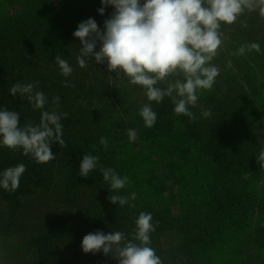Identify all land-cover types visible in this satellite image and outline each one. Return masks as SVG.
<instances>
[{
    "label": "rangeland",
    "instance_id": "1",
    "mask_svg": "<svg viewBox=\"0 0 264 264\" xmlns=\"http://www.w3.org/2000/svg\"><path fill=\"white\" fill-rule=\"evenodd\" d=\"M22 1L9 6L4 0H0V23L2 12L5 9H17ZM62 1L43 0L39 5L28 3L23 20L32 15L36 7L40 9L37 13L38 22L51 23L57 17ZM67 1L73 4L76 0ZM93 1L97 12L102 6L101 0ZM113 11L112 6H108L103 15L98 12L93 18L102 31L104 21ZM66 23L68 27L64 32L67 33H61L65 41L57 55L73 67V72L68 77L61 74L55 62L57 55L47 56L41 52L40 47L37 49V45L32 47L30 53H26L29 48L19 52L13 48L14 45H6L0 41V108L19 112L21 125L26 122L38 124L41 110H34L26 97H13L8 89L17 82L39 81L38 90L43 91L48 98L45 110H51L54 107L53 97L59 96L60 106L56 110L69 114L68 118L61 120L62 138L67 146L53 144L51 150L55 159L49 162L37 163L30 155H24L22 150L12 151L0 147L1 159L24 157L26 166L23 178L19 181L21 188L0 192V264H118L117 260L102 252L85 254L81 248L82 239L86 234L98 230L105 234L111 231L130 234L133 225L128 223L127 218L139 209L145 198L142 194H136V199L129 201L135 204L134 208L114 205L108 200L111 190L106 182L80 177L74 183L71 175L79 174L84 154L101 157L105 160L104 167L112 168L113 155L107 152L108 149L122 143L137 147L141 131H145L148 136L154 133L152 130L156 125L162 126L170 117L177 115L172 112L174 105L171 99L165 97L161 103L152 102L151 106L153 111L157 108L165 111L166 118L159 120L160 114L154 111L157 114L154 126L144 127L139 109L148 103L146 96L139 88L130 89L126 80L116 79L114 72L109 73L106 65H98L94 59H89L87 66L81 68L76 59L80 42L73 36L77 27L71 26L70 20ZM42 28L38 26L36 30ZM221 31L223 43L212 61L218 67L219 75L211 90L198 94L197 106L190 110L200 115L205 110H210L211 116L202 115L206 118L204 121L208 122L215 120L213 115L226 113L225 120L222 118L226 126L233 123L234 115L242 113L241 108L254 110L260 116L258 139L264 146V18L258 12H246L236 23L222 25ZM251 43L259 44L260 50L249 48ZM241 47H244L243 53L240 52ZM96 50H99V44ZM64 80L75 86L64 87ZM179 126L176 121H170L164 129L167 131ZM130 129L136 132L135 141L129 139ZM102 137L107 139V147L100 144ZM79 144L86 148L78 149ZM167 145L161 141L158 146L152 147L153 152H159L162 159L153 157L150 168L153 171L155 191L162 197H167L171 201L172 213H177L176 187L167 173L168 170L180 169L189 149L182 145L178 134L172 135ZM80 150H85L83 155L74 156ZM202 163L205 166L203 161ZM34 171L38 173V177H34ZM93 171L99 172V166ZM128 194L130 193L122 195ZM194 194L200 195L201 192ZM253 237L254 240L264 239ZM177 238L174 229H166L152 236L151 240L158 242L162 252L156 253L164 264H191L189 260L194 261L197 254L189 256L188 252L179 253L174 250ZM258 247H264V242L259 243ZM41 255L47 256L45 261ZM225 257L229 258L230 255Z\"/></svg>",
    "mask_w": 264,
    "mask_h": 264
},
{
    "label": "clouds",
    "instance_id": "2",
    "mask_svg": "<svg viewBox=\"0 0 264 264\" xmlns=\"http://www.w3.org/2000/svg\"><path fill=\"white\" fill-rule=\"evenodd\" d=\"M101 5L98 9L101 15L108 6L114 9L104 21L103 31L95 19L89 18L79 23L73 33L80 42L77 62L83 68L89 59H94L96 64L106 65L109 73L114 72L116 79L126 80L130 89L139 88L148 101L139 109L148 128L157 119L151 103H161L165 97L171 99L175 114L194 121L190 108L197 106L200 92L212 89L219 75L212 61L223 43L222 25L236 23L246 12H258L264 18V0H101ZM248 47L260 50L257 43ZM240 52H244V47ZM55 62L64 77L72 74L73 67L60 55ZM39 83L17 82L8 89L13 97H26L34 110H41V118L38 124L21 125L19 112L0 108V147L22 150L37 163H46L55 159L53 144L67 146L62 138L61 120L69 114L56 110L60 106L59 96L53 97L54 107L45 110L48 98L38 90ZM62 84L75 86L67 80ZM202 115L209 117L211 111L205 110ZM128 135L132 141L137 138L135 130L130 129ZM100 144L107 147V139L102 137ZM256 160L264 169V146ZM98 166L113 193L126 187L127 176L121 177L114 168L99 165V157L91 154L83 155L79 176L89 178ZM25 171L26 166L20 163L0 172V187L8 191L17 189ZM248 175L244 173L243 179H248ZM135 199V192L108 197L112 204L121 207H135L129 202ZM134 224L130 234L122 231L105 234L99 230L86 234L81 242L82 251L94 255L102 252L118 264H164L151 247V234L159 222L153 223L152 213L141 211Z\"/></svg>",
    "mask_w": 264,
    "mask_h": 264
},
{
    "label": "trees",
    "instance_id": "3",
    "mask_svg": "<svg viewBox=\"0 0 264 264\" xmlns=\"http://www.w3.org/2000/svg\"><path fill=\"white\" fill-rule=\"evenodd\" d=\"M31 2L39 5L43 0H23L21 6L13 9L14 11L5 9L2 12L0 41L6 45H14L13 48L19 52L29 48L26 53H30L32 47L37 45V49L41 48L43 54L54 57L62 50L65 38L61 33H67L64 32L68 27L67 20L72 22L71 26L78 27L79 23L98 15L93 0H76L73 4L63 0L57 17L51 23L38 22L37 13L40 9L36 7L32 15L23 20L25 6ZM38 26L43 28L38 31ZM210 109L215 110L216 107ZM154 111L160 114L159 120L167 116L162 109ZM190 111L195 116L194 121L185 115H176L162 126L156 125L152 130L154 133L148 136L145 131H141L137 147L122 143L108 149L107 152L113 155L112 168L121 177L129 178L126 187L117 193L142 194L144 202L127 218L128 223L133 225L131 229L135 227L134 220L141 211L152 213L153 223L158 221L159 226L151 237L163 230L174 229L178 235L174 250L179 253L188 252L189 256L197 254L194 261L189 260V263L242 264L241 257L246 251L264 254V247H258L264 239H253L254 219L258 217L264 220V169L256 160L262 147L258 139L260 116L254 110L241 108L242 113L234 115L233 123L226 126V113L213 115L215 120L208 122L204 121L206 118L202 115L192 109ZM170 121H176L180 126L165 131L164 128ZM143 125L146 127L145 123ZM174 134H178L182 145L189 149L180 169L168 170L167 173L176 187L177 213H172L171 201L155 191L153 171L150 168L153 157L162 159L161 154L153 152L152 147L158 146L161 141L168 146L170 137ZM77 147L86 148L81 144ZM84 152L85 150H80L74 156H81ZM190 160H202L205 165L206 181L200 195H195L187 182L180 180L186 170V162ZM20 163H25L24 157H9L7 160L0 157V172ZM104 163L105 160L99 157V165L104 166ZM244 173L249 174L248 179H243ZM34 177H38V173ZM71 177L74 183L80 179L79 174H72ZM89 178L103 182L100 169L99 172L93 171ZM19 188L21 187L17 189ZM2 190L5 189L0 187V192ZM111 194L116 193L111 191ZM42 243L45 244V241ZM151 247L162 252L157 241L151 240ZM227 254L230 255L229 258L225 257ZM41 257L44 261L47 258L46 255Z\"/></svg>",
    "mask_w": 264,
    "mask_h": 264
},
{
    "label": "crops",
    "instance_id": "4",
    "mask_svg": "<svg viewBox=\"0 0 264 264\" xmlns=\"http://www.w3.org/2000/svg\"><path fill=\"white\" fill-rule=\"evenodd\" d=\"M9 6L17 4L20 0H4ZM180 180L187 184L196 192H200L205 184V169L202 160H190L186 162V170ZM253 233L255 237L264 238V220L256 217L253 224ZM242 264H264V254L249 250L243 253L241 257Z\"/></svg>",
    "mask_w": 264,
    "mask_h": 264
}]
</instances>
